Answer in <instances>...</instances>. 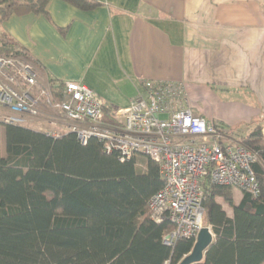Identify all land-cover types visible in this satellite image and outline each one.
Returning a JSON list of instances; mask_svg holds the SVG:
<instances>
[{"label":"trees","instance_id":"obj_1","mask_svg":"<svg viewBox=\"0 0 264 264\" xmlns=\"http://www.w3.org/2000/svg\"><path fill=\"white\" fill-rule=\"evenodd\" d=\"M64 1L84 11L100 6L94 0ZM49 2L0 0V23L13 16H48ZM0 54L29 53L1 34ZM49 84L52 92L64 86L53 79ZM105 114L117 124L116 111L105 106ZM263 130L257 125L242 138L259 155L253 167L259 196L243 193L237 204L233 188L204 185L203 225L214 242L197 264H264ZM162 187L158 166L150 159L139 171L135 161L106 154L96 138L83 146L73 133L54 138L0 122V264H180L195 242L182 238L173 247L164 244L174 227L154 221L148 208Z\"/></svg>","mask_w":264,"mask_h":264},{"label":"crops","instance_id":"obj_2","mask_svg":"<svg viewBox=\"0 0 264 264\" xmlns=\"http://www.w3.org/2000/svg\"><path fill=\"white\" fill-rule=\"evenodd\" d=\"M94 1L84 11L50 0L48 16H13L0 35L27 50L42 84L82 83L116 112L139 97L143 80L169 81L218 126L227 115L211 105L226 98L236 123L264 125V0Z\"/></svg>","mask_w":264,"mask_h":264},{"label":"built area","instance_id":"obj_3","mask_svg":"<svg viewBox=\"0 0 264 264\" xmlns=\"http://www.w3.org/2000/svg\"><path fill=\"white\" fill-rule=\"evenodd\" d=\"M143 81V92L127 109L116 112L113 124L106 119L103 99L88 86L65 82L52 92L25 57L0 56V122L26 128L44 123L51 127L45 132L50 137L73 133L83 146L98 139L104 152L117 154L121 162L152 160L163 187L148 208L154 221L174 227L164 244L173 247L182 238L196 243L205 228L204 185L259 196L253 168L259 155L242 139L229 137L224 127L196 114L182 85Z\"/></svg>","mask_w":264,"mask_h":264},{"label":"rangeland","instance_id":"obj_4","mask_svg":"<svg viewBox=\"0 0 264 264\" xmlns=\"http://www.w3.org/2000/svg\"><path fill=\"white\" fill-rule=\"evenodd\" d=\"M0 56H6V55L0 54ZM27 61H29V60H27ZM220 94L221 93L218 92V95H220ZM222 95L227 96L224 93H222ZM232 95L233 94L230 93L228 96L232 97ZM240 97L247 100L249 103L251 101L252 102L256 101L254 97L248 96L247 99H246V96H240ZM228 102H230V101H228V99L226 98V99H223L221 101V104L215 103V104H212L211 106H213V109H215L218 116H222V114L227 115L224 117V118H226V120L223 122V127L226 130V132L228 133V136L231 138H235V139H240V138L242 139V138L246 137L247 135H249L250 131L253 128H255L257 125L255 126L252 124L250 125L248 123H244V124L236 123L238 119L236 118V114L232 115L233 108L231 107V104H228ZM2 115H3V112L0 111V116H2ZM29 126L30 127H36V129H39L43 133H45L46 131L51 129L50 126H48L44 123L41 126H39L38 124H36V125L31 124ZM1 147H2V152L4 153L5 152V137H4V135H2V138H1ZM146 160L147 159L143 158V157H138L136 159V166L139 169V171L145 170ZM233 190H234V192L236 191V193L234 194L235 200H236V203L239 204V202H240L239 197H241L243 195V193L239 190H235V189H233ZM218 202L223 206V208L226 210L228 215L230 217H232V215H233L232 209L228 205H226L221 198L218 199Z\"/></svg>","mask_w":264,"mask_h":264},{"label":"water","instance_id":"obj_5","mask_svg":"<svg viewBox=\"0 0 264 264\" xmlns=\"http://www.w3.org/2000/svg\"><path fill=\"white\" fill-rule=\"evenodd\" d=\"M43 133V132H42ZM214 242L212 231L205 227L198 235L197 241L194 244L192 252L186 256L180 264H197L201 263L206 255V252Z\"/></svg>","mask_w":264,"mask_h":264}]
</instances>
